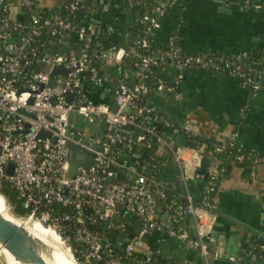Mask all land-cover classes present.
Returning a JSON list of instances; mask_svg holds the SVG:
<instances>
[{
    "label": "built area",
    "instance_id": "obj_1",
    "mask_svg": "<svg viewBox=\"0 0 264 264\" xmlns=\"http://www.w3.org/2000/svg\"><path fill=\"white\" fill-rule=\"evenodd\" d=\"M133 2L143 10L139 16L141 30L125 48L99 51L93 61L88 50L98 38L97 32L91 25L77 26L72 21L83 9V0H67L61 7L66 11L65 17L59 14L60 10L51 16L36 13L35 0H0V196L10 210L1 190L9 188L13 191L23 214L11 215L24 224H38L52 230L77 264H180L162 263L166 257L156 247L147 246L148 239L155 233H166L177 238L184 247L218 259L221 254L216 249V240L207 231L209 216L215 207L218 180L223 177L225 168L210 165L204 178L198 171L204 157L203 148H174L182 180H205L196 205L189 194L184 196V202L169 200L167 190L170 187L160 177L152 172L138 171L135 166L122 163L120 157L123 152L151 148L154 137L160 146L167 144L166 139L155 132L154 126L146 125V120L170 127L174 133L200 136L190 123L171 124L150 105L137 104L152 90L164 91L176 99L181 97L175 85L154 75L153 66L161 69L172 64L177 79H181L188 69L222 72L236 76L244 87L252 90L260 87L259 80L242 66L245 53L232 61L211 55L184 54L179 48L170 47L156 57L151 52L149 36L159 27L170 0ZM14 4L29 12L28 24L10 18ZM254 7L264 8V0ZM44 34L52 37L55 48H59L57 51L41 50L37 40ZM72 34L78 40V49L60 52L62 39ZM13 36L18 38L13 40ZM124 58L130 59L137 70V83L132 87L118 83L113 100L117 105L115 112L106 103L90 104L84 93L85 86L101 85L104 81L98 74L96 62L108 59L120 62ZM53 66L64 67L67 74L51 75ZM51 77L55 79L54 85L48 84ZM148 79H154L152 85L147 83ZM69 95H72L70 101ZM71 112L96 122L100 132L74 127L69 121ZM141 114L144 117L139 119ZM102 119L107 121L106 127L101 125ZM112 129L113 133H110ZM41 132L47 134L41 137ZM69 134L79 136V139H70ZM99 135L103 136V151L96 152L94 163L88 169L80 168L78 175L69 177L67 142L75 143L80 150H91L80 140L98 143ZM213 146L215 151L223 148L235 151L239 162L252 157L253 164L264 166L263 156L245 151L233 137ZM10 164L11 173L8 172ZM108 177H111L110 181H107ZM158 205L168 214L170 225L167 229L160 221ZM188 215L197 218L196 237L187 229L185 219ZM130 217L134 221L130 222ZM110 229L134 234L121 252L112 247L113 240L108 236ZM251 248L264 256V242L252 244Z\"/></svg>",
    "mask_w": 264,
    "mask_h": 264
},
{
    "label": "crops",
    "instance_id": "obj_2",
    "mask_svg": "<svg viewBox=\"0 0 264 264\" xmlns=\"http://www.w3.org/2000/svg\"><path fill=\"white\" fill-rule=\"evenodd\" d=\"M66 1L35 0L36 13L56 12ZM260 1L263 0H170L166 13L160 18L159 27L149 36L151 52L159 57L165 49L177 47L184 54L211 55L232 61L245 53L241 62L251 74L252 66L258 64L257 60H264V8L254 7ZM83 4L78 13L77 26L91 25L98 36L112 39L114 45L122 37L126 25L127 36L130 37L126 44L134 37L132 30L139 25L141 8L133 0L134 6L128 0H83ZM132 7V20L128 21ZM10 18L22 21V10L17 4L11 8ZM99 28L103 32L99 33ZM43 38L42 46L47 51L56 49L51 36L45 34ZM78 46V40L72 34L62 39L60 50L75 51ZM96 46L98 52L106 50L102 41H98ZM97 69L104 78L103 83L87 84L84 89L99 103H113L119 82L130 87L137 83L138 73L130 59L124 58L120 62L108 59L100 62ZM160 75L166 83L176 86L181 97L176 99L172 94L152 90L145 98V104L153 107L155 112L174 125L190 123L200 135L213 137L221 143L233 137L234 142L245 151L264 157V86L252 90L244 87L236 76L205 69H188L181 79H177L172 64L163 66ZM185 138L183 132L174 133L162 147L160 153L168 157V161L161 163L166 167L160 179L171 189L178 188L182 196L191 195L197 205L205 180L183 181L179 164L177 173L171 162L174 148L186 146ZM126 159L133 166L136 161L141 162V171L147 166L138 152L127 155ZM210 163L215 164L213 160ZM180 181L184 183L183 187L179 185ZM263 194V165H259L248 177L242 175L240 166H235L219 180L214 197L215 207L209 216V231L206 230L220 236L215 239L220 241L216 248L222 250L218 259L188 249L166 233L152 235L147 246L156 247L162 256L182 264H263L264 256L251 248L252 244L264 242ZM132 218H129L130 222ZM159 218L167 229L170 222L162 207ZM185 222L189 233L193 237L198 236L197 218L188 215Z\"/></svg>",
    "mask_w": 264,
    "mask_h": 264
},
{
    "label": "water",
    "instance_id": "obj_3",
    "mask_svg": "<svg viewBox=\"0 0 264 264\" xmlns=\"http://www.w3.org/2000/svg\"><path fill=\"white\" fill-rule=\"evenodd\" d=\"M129 3L132 4V0H128ZM133 8L130 12V17L128 21L132 20V12ZM143 13V10L140 9L139 14L141 15ZM82 14V13H80ZM127 30L128 26L126 25V28L124 29V32L122 34V37L117 40L116 44L114 45L115 48H125L126 47V41L130 37L127 36ZM99 33L103 32L98 30ZM60 52H67V50H60ZM258 64H255L252 66V72L251 75L254 76L256 79H259V84L261 86H264V60L262 58H259L257 60ZM249 63V61H248ZM51 75H58V74H67V70L64 69L62 66H53L50 70ZM259 74L261 75L259 77ZM55 79L50 78L48 80V84L54 85ZM42 87V86H41ZM84 93L87 95L88 102L92 105L98 104V99L93 98L90 96V94L84 89ZM72 99V95L68 96V100L70 101ZM31 99L29 102L31 103ZM112 106V111L115 112L117 110V105L114 103H107ZM20 112H23V109L19 110ZM69 121L73 122L74 127L81 129L82 127H87L90 132H100L99 126L96 124V122H90L87 118H84L82 115L76 114L71 112L69 114ZM101 125L106 127L107 121L105 119L101 120ZM130 129H133L135 131H139L136 128L129 126ZM110 133H113V129L110 130ZM47 134L46 132H41L39 136H44ZM69 138L73 140L79 139V136H72L69 134ZM99 142L93 143L86 140H80L81 144L86 145L89 149H83L80 150L79 146H77L75 143L71 142L70 140L67 142V147L70 150V157H69V169H68V176L69 177H75L80 173V168L82 169H88L93 163L94 158L96 156V152L103 151V136L99 135ZM166 150V148H165ZM135 158H138L137 155H134ZM173 167L176 168L177 173L179 172L178 168V162L175 158H172L171 160ZM210 160L207 157H203L201 159L200 163V169L198 170L201 174H204V178H206L207 169L210 167ZM134 165L137 167L138 171H141L142 166L141 162L136 161ZM12 171V164L9 165L8 172L11 173ZM111 177L107 178V181H110ZM179 185L183 187L184 183L182 181L179 182ZM161 209V205L157 206L158 212ZM15 217L9 218L4 216L0 212V247L5 249L12 258L18 262V264H56L54 258H53V249L48 246L46 243H42L36 238H34L29 230L27 229V225L21 222L20 220H16ZM132 221H134V218H132ZM135 225L138 226V222H135ZM211 235L216 239L220 236L216 232H211ZM108 236L113 240L112 247L115 251L121 252L123 246L134 237L133 233L126 234V233H117L116 230L110 229L108 232ZM143 241H145V238H142ZM217 245H220V241L217 240ZM223 245V242H222ZM217 251L221 254L222 250L218 247L216 248ZM224 252V250H223ZM222 256V254H221ZM0 259L2 260L3 264L6 263L5 256L3 254H0ZM235 259V258H234ZM75 262V261H74ZM76 263V262H75ZM77 264V263H76ZM262 264V263H261ZM264 264V263H263Z\"/></svg>",
    "mask_w": 264,
    "mask_h": 264
},
{
    "label": "trees",
    "instance_id": "obj_4",
    "mask_svg": "<svg viewBox=\"0 0 264 264\" xmlns=\"http://www.w3.org/2000/svg\"><path fill=\"white\" fill-rule=\"evenodd\" d=\"M53 13H45L44 16H51ZM59 14H61L63 17H65L66 11H63V9H62L59 11ZM29 17H30L29 12L27 10L23 9L22 10V22L24 25L28 24ZM78 18H79L78 13H76L75 17L72 18V21H74L75 24H77ZM140 30H141L140 25H137V26L135 25L133 27V30H132V35L133 34L136 35ZM17 38H18V36H16V37L13 36L11 39L16 40ZM105 38H106L105 36L104 37L101 35L98 36V38L90 46V48L88 50V54L93 61H95V56L97 55L96 53L99 50V49H97L98 47L96 46L98 41H102V43H104V45L106 46V50H104V51H108L110 48H112V46H114V42L112 39L105 40ZM37 41H40V42H37V44H39L41 50L42 51L46 50L42 46L45 39L43 37L42 38L40 37V39H38ZM54 51H57V49H55ZM99 63H100V61H97L96 66ZM242 66L245 67L244 63H242ZM152 70H153L154 75H156V76L160 75V67L159 66H153ZM153 81H154V79H148L147 83L149 85H152ZM146 97L147 96H143L140 100H138L137 104L138 105H144ZM143 117H144V115H142V114L140 116H138L139 119H142ZM145 123L148 126H154L155 132L157 134L163 136L166 139V142H169L170 141L169 138L172 136V134H174L172 128L166 127L163 124L151 123L148 120H146ZM185 137H186L185 138L186 139V142H185L186 147H188V148H194L196 146L202 147L203 148L202 155L204 157H207L210 160H213L215 163V166L225 168V172L223 174V177L229 171H231L235 166H240V168L242 169V175L244 177L252 176L253 173L256 171V168L258 167V165H255L252 163V157H247L242 162H239L238 156L236 155V152L232 151L231 149L223 148L220 151H215L213 144L219 143V142H217L213 137H210L207 135H200L197 137H193V136L188 137L186 134H185ZM160 151H162V146H160L159 142L154 137L152 140L151 148H149V149L141 148V149H135L132 152H123L121 157H120V161L122 163H126L127 165H130L131 162L126 159V156L130 155L131 153L138 152L141 155L143 163L147 164V166L145 167L143 172L147 173V174H150L151 172L155 173L157 178H158V177H160V174L164 171V169L166 167L161 163L164 160L168 161V157H163L162 153H160ZM218 182H219V180H218ZM1 193L6 197L7 203L10 206V208L13 210V213L15 215H18V216L22 215L23 210H22L20 203L16 199L15 193L13 191H11L9 188L2 189ZM167 194H168L169 200L170 199H176L177 202H184V200H185L184 196L181 195L178 188H175V189L168 188ZM167 261H170L172 263H176V261H174L170 258H165L162 261V263L167 262ZM180 264H182V263H180Z\"/></svg>",
    "mask_w": 264,
    "mask_h": 264
},
{
    "label": "bare ground",
    "instance_id": "obj_5",
    "mask_svg": "<svg viewBox=\"0 0 264 264\" xmlns=\"http://www.w3.org/2000/svg\"><path fill=\"white\" fill-rule=\"evenodd\" d=\"M0 212L9 218H12V213L7 209L5 200L0 196ZM15 220V219H14ZM16 220H18L16 218ZM15 220V221H16ZM18 222V221H16ZM27 224V223H26ZM30 225V226H27ZM27 229L31 235L42 243H46L53 249V258L56 264H76L69 250L63 245L61 239L52 230L45 229L38 224H27ZM0 254H3L6 259L5 264H18L12 256L2 247H0Z\"/></svg>",
    "mask_w": 264,
    "mask_h": 264
},
{
    "label": "rangeland",
    "instance_id": "obj_6",
    "mask_svg": "<svg viewBox=\"0 0 264 264\" xmlns=\"http://www.w3.org/2000/svg\"><path fill=\"white\" fill-rule=\"evenodd\" d=\"M10 212H11L12 214H14L12 209H10ZM0 263L3 264V262H2L1 259H0Z\"/></svg>",
    "mask_w": 264,
    "mask_h": 264
}]
</instances>
